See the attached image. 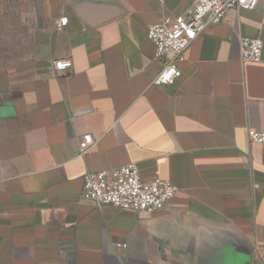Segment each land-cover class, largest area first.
<instances>
[{"label": "crops", "instance_id": "0c3cea01", "mask_svg": "<svg viewBox=\"0 0 264 264\" xmlns=\"http://www.w3.org/2000/svg\"><path fill=\"white\" fill-rule=\"evenodd\" d=\"M193 9L0 0V264H263L264 148L248 130L264 128V64H244L240 42L264 43V0L207 27L182 77L157 86L148 29ZM130 163L178 189L163 211L82 199L87 173Z\"/></svg>", "mask_w": 264, "mask_h": 264}, {"label": "built area", "instance_id": "2783aa9c", "mask_svg": "<svg viewBox=\"0 0 264 264\" xmlns=\"http://www.w3.org/2000/svg\"><path fill=\"white\" fill-rule=\"evenodd\" d=\"M261 0H194V9L187 16L165 17L148 29V38L154 44L156 56L165 59L164 69L153 81L157 86H171L182 77L180 65L186 61L190 46L211 25L220 24L230 10H256ZM68 24L60 19L57 30ZM241 61L264 64V43L261 38H242ZM58 75L72 69V61L62 59L54 63ZM248 139L264 148V128L249 129ZM96 144L95 138L84 135L79 143L78 157H84ZM178 189L171 183L155 177L146 181L136 163L90 172L84 177L82 199L96 207H114L134 211L138 216H152L163 211L175 198ZM264 264V255L262 256Z\"/></svg>", "mask_w": 264, "mask_h": 264}]
</instances>
